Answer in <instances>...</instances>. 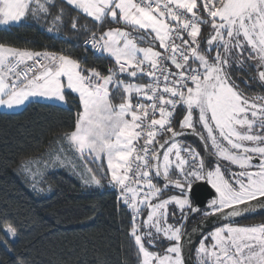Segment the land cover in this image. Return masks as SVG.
Listing matches in <instances>:
<instances>
[{"label": "snow or ice", "instance_id": "snow-or-ice-1", "mask_svg": "<svg viewBox=\"0 0 264 264\" xmlns=\"http://www.w3.org/2000/svg\"><path fill=\"white\" fill-rule=\"evenodd\" d=\"M66 4L91 18L93 28L81 25L89 33L85 45L98 58H111L114 67L104 74L70 55L0 43V107L19 109L33 98L57 105L68 97L78 102L80 111L74 128L63 133L64 143L83 162L86 184L103 187L104 178L119 190L132 216L129 235L137 264H192L193 252L197 264H264V224H239V218L264 215V96L247 97L232 79L233 70L252 69L264 86V0ZM52 7L59 11L49 32L68 14L55 0H0V30L46 20ZM111 24L124 27H107ZM202 26L210 29L203 49ZM71 27L77 29L75 17ZM101 27L106 30L97 36ZM186 134L204 144L208 165L179 139ZM102 156L110 175L97 177L88 164ZM221 160L239 171L222 167ZM57 161L67 162L63 144L52 163ZM31 165L39 168L40 162L21 167L32 172ZM196 181L215 190L205 215H221L219 226L193 247L183 226L189 213L199 211L190 197ZM170 186L179 195L162 198ZM170 204L176 206L171 213ZM176 209L180 221L170 223ZM5 232L16 236L11 225Z\"/></svg>", "mask_w": 264, "mask_h": 264}, {"label": "trees", "instance_id": "trees-1", "mask_svg": "<svg viewBox=\"0 0 264 264\" xmlns=\"http://www.w3.org/2000/svg\"><path fill=\"white\" fill-rule=\"evenodd\" d=\"M55 3L68 13L63 24L48 31L59 11L52 7L46 20L30 19L0 30V43L70 55L82 67L107 74L114 67L112 60L98 58L83 46L89 33L81 25L93 28L94 22L62 0ZM73 17L77 29L71 27ZM105 30L101 27L96 33ZM209 31L203 26L202 49ZM233 74L237 80L238 70ZM67 104L64 108L31 102L19 112L0 110V264H137L129 235L131 212L107 181H101L103 187L88 186L74 167L52 163L63 144L67 158L83 165L64 143L63 133L74 128L80 111L73 98L68 97ZM29 161L40 162L37 178L21 167ZM43 161H48L47 167ZM8 225L15 228V237L5 232Z\"/></svg>", "mask_w": 264, "mask_h": 264}, {"label": "flooded vegetation", "instance_id": "flooded-vegetation-1", "mask_svg": "<svg viewBox=\"0 0 264 264\" xmlns=\"http://www.w3.org/2000/svg\"><path fill=\"white\" fill-rule=\"evenodd\" d=\"M245 63H252L250 61H245ZM238 70V69H237ZM238 78L237 80H234L235 83L238 85L239 90L246 95L249 98H253V97H257V96H264V86L261 85V83L258 81L257 78V73L255 70L252 69H248L247 71H241L238 70ZM233 71H232V76H233ZM179 119H182L179 118ZM177 131H182L179 127H177L176 129ZM191 131V130H190ZM171 134H168L167 136H170ZM180 140L182 141H186V146H191L192 148H194L197 152H199L201 154V156L204 157L205 159V164L208 165L210 163V159L208 156V153L205 151V147L204 144L201 142V140L199 139V137L195 134H190L188 136H184L182 138H180ZM163 141V140H162ZM215 157H212V160H214ZM220 164L222 165V167L224 165H227L228 167L232 168L233 171H239V169L235 168L232 165H229L226 161H220ZM198 182H206V181H196L195 183ZM162 185L163 183L160 182ZM195 183H193L192 185H194ZM215 190L211 188V185L209 184V205H210V201L213 199L212 197H215L214 195ZM176 193H180V191L174 190V189H165L164 191V196L167 198L168 196H174L176 195ZM193 206H194V202L192 200ZM211 211V209H204L200 212H196L195 214L192 215V213H189L187 216V220L184 223L183 226V231H185L186 233H188L193 226L198 223L199 221L206 219V218H210L213 217L215 215H205L206 212ZM255 221L256 224L255 225H259V224H264V215H256L254 218H248L242 221H239V224L241 226H248L249 222ZM214 229V228H213ZM211 231V230H210ZM209 231V232H210ZM208 232V233H209ZM207 234V233H206ZM206 244H210L211 243V238L209 237V240L205 241ZM195 252H193V261L195 262Z\"/></svg>", "mask_w": 264, "mask_h": 264}, {"label": "water", "instance_id": "water-1", "mask_svg": "<svg viewBox=\"0 0 264 264\" xmlns=\"http://www.w3.org/2000/svg\"><path fill=\"white\" fill-rule=\"evenodd\" d=\"M184 131H186V133L191 132L190 130H184ZM188 135L190 134H186L184 136H188ZM160 182L163 183L162 180ZM169 189L180 191L179 189H176L175 187H172V186H170ZM190 197L192 198L194 202V207L199 208V211L197 212H200L206 208L209 209V184H207L206 182H198L192 185V192L190 193ZM212 198L214 199L215 197H212ZM195 213L196 212H192V215ZM218 215H221V214H217L213 217H210V218L208 217L206 219L199 221L193 226V228L188 233L184 231L186 235L191 236L193 238V247H195L196 241L199 239L201 235H204L208 233L210 230H212L213 228L219 226L220 221L217 219ZM256 215H260V214L257 213ZM245 219L246 218H239V221H242ZM192 264H195L193 261V253H192Z\"/></svg>", "mask_w": 264, "mask_h": 264}, {"label": "rangeland", "instance_id": "rangeland-1", "mask_svg": "<svg viewBox=\"0 0 264 264\" xmlns=\"http://www.w3.org/2000/svg\"><path fill=\"white\" fill-rule=\"evenodd\" d=\"M198 3H199V0H198ZM97 35H100L99 33H96ZM205 47H206V44H205ZM159 50V49H158ZM210 59H211V57H209ZM239 70V69H238ZM177 111H178V109H177ZM170 134V133H169ZM168 135V134H167ZM160 140H161V142H162V140H163V138H160ZM58 163V162H57ZM62 165V164H61ZM63 165H66V166H71L72 168L74 167L75 169H77V173H79V175L81 176V178L83 179V181H84V179L86 178V176H87V174L86 173H83L82 172V170H83V168H84V164L81 166V165H78L74 160H72V159H69V158H67V162L65 163V164H63ZM88 167H90V168H92V170H93V172L97 175V177H103V176H106V175H110V173H109V170L107 169V162H106V158L104 159V161H103V163L102 164H100V165H94V164H92L91 162L88 164ZM33 170H34V172L35 173H33ZM29 172V171H28ZM31 175H34V177L35 178H37L39 175H40V170H39V168H37L36 167V165H32V172H29ZM102 180H106V179H104V178H102L101 179V181ZM107 181V180H106ZM85 183V182H84ZM85 185H88V186H96V185H94V184H86L85 183ZM107 185H109L108 183H107ZM162 185V184H161ZM165 195V194H164ZM163 195V197L162 198H166L165 196ZM176 195H179V193H176ZM176 195H174V196H176ZM153 203H155V201H153ZM174 208H176V206L175 205H173V204H170L169 205V212L171 213L172 212V210L174 209ZM144 215L146 216L147 215V211H145L144 212ZM180 212H179V210L178 209H176V216H175V218H173L171 215L169 216V222L170 223H172V222H174V220H175V222H179L180 221ZM256 224V222L255 221H252V222H249L248 223V226H252V225H255ZM143 230V229H142ZM167 243H169V242H167V241H165L164 242V244L165 245H167ZM146 246H148L147 244H146ZM151 250V249H150ZM158 251H160V252H163L164 251V247H159L158 249H157ZM195 262H196V264H197V259H196V253H195Z\"/></svg>", "mask_w": 264, "mask_h": 264}, {"label": "crops", "instance_id": "crops-1", "mask_svg": "<svg viewBox=\"0 0 264 264\" xmlns=\"http://www.w3.org/2000/svg\"><path fill=\"white\" fill-rule=\"evenodd\" d=\"M64 2H66V0H62ZM12 27V26H11ZM3 28V26H0V29ZM9 28V27H8ZM108 58V57H107ZM111 60V58H109ZM114 63V61H112ZM31 102H43V103H48V104H53V105H57L56 102H53V101H47V100H44V99H41V98H33L31 101L29 102H26L25 106H22L21 108L19 109H6V108H2L0 107V110L3 111V112H19L21 110H23L29 103ZM57 106H60V107H64V108H67L68 107V104H67V101H66V104H61V105H57ZM104 157L102 156L101 159L98 161V162H91L93 164H96V165H100L103 163L104 161ZM84 182V181H83Z\"/></svg>", "mask_w": 264, "mask_h": 264}, {"label": "built area", "instance_id": "built-area-1", "mask_svg": "<svg viewBox=\"0 0 264 264\" xmlns=\"http://www.w3.org/2000/svg\"><path fill=\"white\" fill-rule=\"evenodd\" d=\"M202 28H203V26H202ZM97 35V34H96ZM97 36H99V35H97ZM83 46L84 47H86V48H88L86 45H85V41L83 42ZM88 49H90V48H88ZM91 50V49H90ZM160 50V49H159ZM92 51V50H91ZM162 51V50H161ZM114 192H116V194H117V196L119 197V190L118 189H115V188H113V187H111L110 185H108ZM120 199V198H119ZM121 201V200H120ZM124 205V204H123ZM125 206V205H124Z\"/></svg>", "mask_w": 264, "mask_h": 264}]
</instances>
